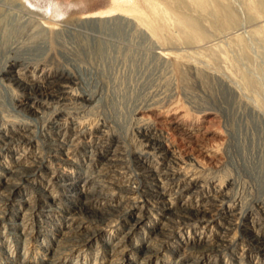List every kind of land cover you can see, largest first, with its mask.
Instances as JSON below:
<instances>
[{
    "label": "rangeland",
    "instance_id": "rangeland-1",
    "mask_svg": "<svg viewBox=\"0 0 264 264\" xmlns=\"http://www.w3.org/2000/svg\"><path fill=\"white\" fill-rule=\"evenodd\" d=\"M25 1L49 21L125 15L143 33L135 38L160 48L164 62L151 75L154 59L119 47L118 71L96 90L109 98L103 106L82 103L89 89L79 80L65 86L58 106L27 100L60 73L53 60L17 78L1 74L0 198L6 173L27 167L34 174L0 204V264H47L63 232L78 223L77 236L101 232L57 264H140L138 253L151 247L157 254L146 264H264V250L252 243L259 237L264 245V174L254 179L235 164L251 155L264 163V0ZM56 106L63 113L55 117ZM233 115L241 117L244 146L230 149ZM140 169H154L158 179L144 186ZM97 186L109 200L85 206L78 194L90 197ZM125 189L137 192L125 196ZM216 210L224 215L210 220ZM159 230L162 241L152 243ZM120 241L124 256L112 260L108 250Z\"/></svg>",
    "mask_w": 264,
    "mask_h": 264
},
{
    "label": "bare ground",
    "instance_id": "bare-ground-1",
    "mask_svg": "<svg viewBox=\"0 0 264 264\" xmlns=\"http://www.w3.org/2000/svg\"><path fill=\"white\" fill-rule=\"evenodd\" d=\"M36 10L30 7V4L27 3L25 0H0V76L1 74L7 73V74H11V76L15 75V78H17L18 73L28 71L30 69L38 68V70H44L45 65L46 64L49 65L51 60L57 62V64L60 65V73L57 74L56 79L46 82L44 85H36L34 87L36 88V90L34 92L29 93L27 100L29 99L34 103L48 101V103H56L58 106V104L62 102L58 98L68 93L67 88L65 86L70 83H74V81L76 80L77 81L79 80L83 85H85L89 89L88 91H86L87 92L86 95L80 97L82 103L85 105L87 103L89 104L95 103V106L96 105L103 106V104H105V102L109 98L107 96L105 97L102 94H96V90L99 88L100 84H103V78L108 79L112 74H115L114 73L115 71H118L117 69L118 67L116 66L118 57L116 58V53L118 52L117 49L119 47L122 48L124 51H130V52L133 51L136 55H140L148 58L151 57L156 61L155 64L157 63V60L159 62L163 60L162 50L160 48H156V47L154 48L153 46L152 47L146 46V42L144 38L141 37L135 38L134 33H138L139 35H141L143 34L142 31H138V29L135 28L133 21L129 17L122 15L120 13L105 15L104 17L97 15L93 16L92 14V16L81 17L80 19H78L79 21L75 23L73 22L64 23L62 21L56 20L57 18L49 21L46 16L41 15L38 12L39 10L38 11ZM146 11H148V9L144 7L142 12H146ZM90 22H94V24L92 23L90 24ZM156 22H153L152 24L155 25V28L159 30L160 25L159 23ZM46 23L47 24L53 23L55 24L56 27L51 31ZM139 23H142V21H140ZM157 35L159 36V34ZM157 42H159V40ZM122 49L121 51H123ZM130 58L132 59V57ZM122 60H124L123 57ZM143 64L144 63H142V65ZM158 65L159 64H156L155 68L152 70L151 75H155V73L158 70ZM115 66L117 67L116 69ZM119 66L121 68L122 65ZM173 66L174 67L176 66L175 68L178 71L177 68L178 65L176 62L173 63ZM14 69L17 70L14 71ZM140 70L141 69H139L138 71L139 73L143 71L145 73L147 72V70L150 71L151 67L150 70L148 68H146L143 71ZM75 71H77L76 72L77 74L75 73ZM88 78H90L91 80H89ZM57 106L53 107V112H52L53 113L52 115H54L55 117L63 113V109H61L60 107L61 105L59 106L60 108ZM228 108L229 107L226 108V112H227L226 115L229 117ZM147 109H149L147 111H150L152 107L150 108L149 106V108ZM233 118L236 120V123H234L235 121L232 119L230 120V122L236 125L235 126L236 131L232 130L233 132H231V134L228 135L230 149L233 146L240 148L241 145H243L241 144L242 141L241 140L242 126L240 122L241 117L235 115ZM178 122L179 120H176L175 124L179 125ZM188 138L190 139L192 138V136H189ZM24 142L25 144L30 143V141L29 142L24 141ZM242 149L245 148L242 147ZM249 151L251 150L249 149ZM245 154L247 155L248 153ZM231 158L233 159L232 156ZM240 160L242 161V163ZM240 160L235 163L238 166V168L241 169L246 168L249 174L254 179H258L261 176H263L264 163L261 156L259 157V159H256L255 155L245 156ZM115 163L116 162L114 160H110L109 162H107L106 165L111 166L114 165ZM140 170H141V176L143 177L141 183L144 184V186L146 185L147 182L155 180V178L158 179V175L156 174L154 169H140ZM18 171H19L18 173H13V172L6 173L8 174L6 178L7 184L3 188L4 195L2 196V198H0V204H5L6 206L9 204V202L13 198L12 197L13 194L18 188V183L20 178L24 179L28 176H33L34 174L32 170L30 169L27 170V167L26 169L24 167ZM107 174L105 175L101 174L100 177L106 178ZM72 184L73 182H70L68 186H73ZM103 188L104 187L98 189L97 186L95 188L96 190H93L91 192L92 194L90 195L91 198L83 194H78V199H81L82 203L85 206L92 204V202H90L91 201L90 199L96 201L98 200V202L109 200L108 194L106 195L102 193L101 190H103ZM124 191L125 192L123 191L121 192L124 193L125 196H130L135 194V192H137L133 189H125ZM21 202L27 204L25 200H21ZM220 209H222V207ZM100 210L102 212L110 211L108 209L107 210L100 209ZM117 210L120 211L119 206L116 208L115 211ZM210 211L213 212L214 210L211 208L208 210V212ZM108 212L106 215L107 219H111L115 217L113 213H108ZM220 213L222 214V212L216 210V213L213 217L212 215H209L210 220H215L214 218L215 216L220 217L224 215V214L219 215ZM1 219L2 217H0V220ZM67 219L68 222L71 223H73V221L75 220L74 217H68ZM133 223H134L133 224L134 228H136L140 225L141 220L138 219L136 222ZM10 225L14 227L17 226V224L14 223L12 224L10 223ZM81 228H83V224L78 223L75 227L73 226L72 228L67 229L66 231L63 232L62 237L59 238L60 245L57 246L53 251V254L49 256V261L47 264H57V262L60 261L59 259L64 255V253L66 254V252H70L71 250L75 252L78 251V249H82L86 247L101 232L100 229L94 230L93 232L91 231V233L87 234V237H81L75 235L80 231ZM163 228L166 229V227ZM163 232L164 230H162V232H160L159 230V234L155 235L156 237L152 243H156L159 241L161 242L162 241L161 237H163L162 236ZM14 235L18 236V234H14ZM252 243L257 246L258 250L260 251L264 250V245H262V241L259 240V237L253 238ZM122 244L123 241H120L108 250L109 258H111L112 260L121 261L124 255L117 251L121 248ZM138 254L140 257L138 263L146 264L148 260H151V258L155 254H157V250L156 248L151 247L150 250L141 251ZM10 264H13V262H11ZM21 264H23L22 261ZM190 264H199V262L195 261Z\"/></svg>",
    "mask_w": 264,
    "mask_h": 264
}]
</instances>
